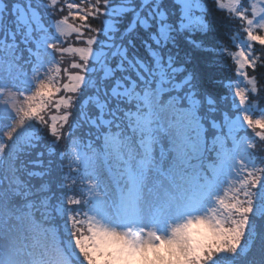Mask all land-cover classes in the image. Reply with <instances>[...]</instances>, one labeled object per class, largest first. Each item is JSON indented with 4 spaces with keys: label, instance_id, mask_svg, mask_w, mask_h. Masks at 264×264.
<instances>
[{
    "label": "snow or ice",
    "instance_id": "obj_1",
    "mask_svg": "<svg viewBox=\"0 0 264 264\" xmlns=\"http://www.w3.org/2000/svg\"><path fill=\"white\" fill-rule=\"evenodd\" d=\"M212 5L0 0V264H264V0Z\"/></svg>",
    "mask_w": 264,
    "mask_h": 264
},
{
    "label": "clouds",
    "instance_id": "obj_2",
    "mask_svg": "<svg viewBox=\"0 0 264 264\" xmlns=\"http://www.w3.org/2000/svg\"><path fill=\"white\" fill-rule=\"evenodd\" d=\"M196 229L205 230L204 225L197 224L190 225L185 229V234L188 237V243L194 249L198 243L202 242L201 238L195 235L194 230ZM97 243L99 244V247H93L92 249H89V251H91L92 255L95 257L93 264H102L105 259L112 260L113 257L117 255L125 258H131L137 255L139 251L134 250L130 246L126 245L119 236H105L102 241L98 240ZM169 247L173 248L174 250L177 248L175 244L170 245ZM117 249H120V251L117 252ZM109 252L112 253V256H108ZM97 253L101 254L97 255ZM176 256L179 260L183 259V256L178 250L176 251Z\"/></svg>",
    "mask_w": 264,
    "mask_h": 264
},
{
    "label": "trees",
    "instance_id": "obj_3",
    "mask_svg": "<svg viewBox=\"0 0 264 264\" xmlns=\"http://www.w3.org/2000/svg\"><path fill=\"white\" fill-rule=\"evenodd\" d=\"M208 4L210 7H214V5H212V0H208ZM226 43L230 44V41H226ZM181 47L185 48L187 50V46L186 45H181ZM183 55V53H182ZM193 56V64H200L201 66L203 65V62L206 60H210L213 58V55L211 53H200V52H193L192 53ZM193 65H186V67L191 68ZM222 66V64H221ZM217 76H223L226 74V70L223 69L222 67H218L217 72L215 73ZM258 78L264 79V75H261L258 73ZM251 134V133H250ZM52 226L51 224H45V227H50Z\"/></svg>",
    "mask_w": 264,
    "mask_h": 264
},
{
    "label": "rangeland",
    "instance_id": "obj_4",
    "mask_svg": "<svg viewBox=\"0 0 264 264\" xmlns=\"http://www.w3.org/2000/svg\"><path fill=\"white\" fill-rule=\"evenodd\" d=\"M0 70H2V69H0ZM241 86H243V85H241Z\"/></svg>",
    "mask_w": 264,
    "mask_h": 264
}]
</instances>
